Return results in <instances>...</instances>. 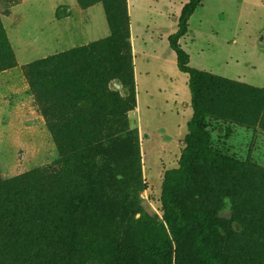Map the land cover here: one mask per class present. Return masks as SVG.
I'll list each match as a JSON object with an SVG mask.
<instances>
[{
    "label": "rangeland",
    "instance_id": "obj_1",
    "mask_svg": "<svg viewBox=\"0 0 264 264\" xmlns=\"http://www.w3.org/2000/svg\"><path fill=\"white\" fill-rule=\"evenodd\" d=\"M184 1L187 2H172L174 16ZM16 2L18 0H0V16L8 14ZM100 11L102 14V9L99 14ZM19 12L16 29L9 34L19 60L31 61L46 50L41 40L33 42V38L37 30L51 29L52 24L40 23L50 17V9L22 6ZM101 17L100 21L104 15ZM91 23L94 25V18ZM1 30L0 182L8 188L0 190V211L9 208L8 201L13 196L9 187L11 180L54 166L56 172L48 179L34 184L22 179L13 181L16 182L14 197L23 216L41 218L66 206L73 186L84 184L81 175L86 170L84 167L76 172L70 167L61 169L52 136L49 140L7 136L11 133L5 130L11 120L7 115L14 114L13 109L23 96L17 91L25 81L29 85L31 79H27L24 66V78L19 76L14 57L3 50L4 42L8 46V41ZM22 43L37 47L35 55L23 57ZM49 43L47 50L58 46ZM179 45L189 57L188 65L209 80L200 106L211 147L235 164L224 172L205 170L195 174L194 180L179 192L182 206L187 213L197 209L210 213L213 250L224 264H264V0H201L188 20L187 33ZM172 55L168 59L167 53L164 54L165 76L160 75L150 57L145 59L146 66L141 65L140 69L145 68L146 74L141 73L136 83L134 80L139 107L128 119L129 126L138 130L144 183L138 202L143 212L157 220L163 216L160 202L163 175L166 170L177 167L187 134L186 123L192 113L188 77L177 69L175 53ZM108 87L120 95L123 91V97L127 95L116 80L110 81ZM70 99L61 97L57 101L55 109L60 115L64 111L63 115L72 117L88 114L70 104ZM35 103L43 115L47 101L35 100ZM83 138L81 135L74 139L80 156ZM40 145H43V153ZM3 259L0 263L21 264L17 257Z\"/></svg>",
    "mask_w": 264,
    "mask_h": 264
},
{
    "label": "trees",
    "instance_id": "obj_2",
    "mask_svg": "<svg viewBox=\"0 0 264 264\" xmlns=\"http://www.w3.org/2000/svg\"><path fill=\"white\" fill-rule=\"evenodd\" d=\"M78 2L84 7L101 2L109 35L34 61L24 71L35 100L48 103L42 111L61 169L76 172L84 167V184L73 186L61 211L34 218L24 217L18 208L13 181L34 184L50 178L56 167L11 180L9 208L0 211V261L17 257L21 264H224L213 250L210 213L203 209L187 213L179 196L199 171L224 172L235 166L211 147L200 106L209 80L188 65L189 57L179 45L201 0L183 5L177 29L168 37L177 69L188 77L192 113L177 167L163 175L161 220L143 212L138 202L144 183L138 130L129 126L127 116L135 108V85L126 0ZM4 45L7 55L14 57ZM113 80L126 90V96L109 89ZM61 97L71 98L70 104L88 114L72 117L63 115L64 111L60 115L55 106ZM81 135L80 156L74 139ZM7 188L0 182V190Z\"/></svg>",
    "mask_w": 264,
    "mask_h": 264
},
{
    "label": "crops",
    "instance_id": "obj_3",
    "mask_svg": "<svg viewBox=\"0 0 264 264\" xmlns=\"http://www.w3.org/2000/svg\"><path fill=\"white\" fill-rule=\"evenodd\" d=\"M172 2L174 0H126L129 16V41L131 44L135 83L141 73L145 75L147 72L145 68L140 69L141 65L146 66L144 61L147 57H150L154 61V65L158 68L160 75L165 76L167 59L164 54L167 53L168 59H171L173 56L168 37L176 31L181 9L186 3L184 1L179 4L177 15L174 16L171 12ZM22 6L36 9L47 7L50 9V17L43 19L40 23L43 25L48 23L52 24L51 29L37 30V33L41 34L38 35L35 33L33 38V42L41 40V46L46 50L38 58L31 61H27V58L19 60L17 57L18 53L9 34L10 30L16 29L17 16L20 13L19 8ZM100 8L104 15L101 2L84 7L78 0H18V2L12 5L8 14L2 17L0 16V23L3 35L8 41L9 51L14 56L16 62L15 68H17L19 76L24 78L22 67L28 63L106 38L109 35V28L105 15L100 21V18H102L101 11V15L98 13L101 10ZM98 16L99 19L97 18ZM93 18L95 23L91 25ZM50 34L51 37L49 36ZM93 34L97 36L92 37ZM49 41L52 44L56 43L59 47L57 46L56 49L52 47L47 50V46L50 44ZM21 47L23 57H29L32 54L35 55L38 50L35 46H24V43H22ZM11 86L16 89V86ZM19 91H21L23 96L16 103L17 107L13 109L14 114L7 115L11 119L10 124L5 127L7 132H11L7 136L13 138H41L49 140L51 135L47 129L43 115L37 110L35 98L30 92L29 85L26 81L22 89L17 92ZM123 94L124 92L121 91V96ZM138 107V87L135 85V108L128 112V119L130 115L138 110ZM39 147L40 152L43 153V145Z\"/></svg>",
    "mask_w": 264,
    "mask_h": 264
}]
</instances>
